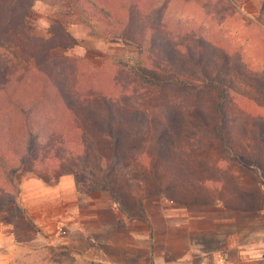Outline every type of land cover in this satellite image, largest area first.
<instances>
[{
	"label": "trees",
	"instance_id": "obj_1",
	"mask_svg": "<svg viewBox=\"0 0 264 264\" xmlns=\"http://www.w3.org/2000/svg\"><path fill=\"white\" fill-rule=\"evenodd\" d=\"M37 1L65 5L67 15L75 8L90 33L97 34L98 25L135 45L139 62L117 60L101 74L84 60L55 54L75 41L60 20L51 22L46 37L32 31L24 17ZM157 10L154 0H0V200L4 181L14 186L16 173L29 164H84L95 151L113 168L107 173L128 155L144 156V166L157 171L175 139L246 155L250 141L264 142L260 119L239 124L244 137L237 138L227 48L200 25L165 21ZM141 140L136 150L126 146Z\"/></svg>",
	"mask_w": 264,
	"mask_h": 264
},
{
	"label": "rangeland",
	"instance_id": "obj_2",
	"mask_svg": "<svg viewBox=\"0 0 264 264\" xmlns=\"http://www.w3.org/2000/svg\"><path fill=\"white\" fill-rule=\"evenodd\" d=\"M154 6L165 21L179 20L182 24L196 26L194 28L200 25L204 33L213 37L214 44L226 47L232 55L234 63L229 78L237 138L243 140L238 125L245 120L260 119L264 125V0H154ZM64 8L67 7L56 8L48 2L37 1L24 17L32 31L42 37L50 34L53 20L65 22L75 44L56 50L55 54L84 60L94 69L98 68L99 73L105 72L117 60L129 66L139 62L135 45L106 35L98 25H95L98 33H90L75 8L68 15ZM5 45L6 52L13 50L11 41H6ZM19 61L24 65L21 59ZM188 78L192 82L197 80L194 76ZM246 126L248 129L251 124L246 123ZM91 139L98 138L93 136ZM144 143L141 140L126 146L132 151ZM249 148L248 156L237 149L210 147L198 139H175L168 157L157 160V171L152 168L154 166L150 169L144 166V156L136 161L128 155L124 165L107 173L106 170L113 168L103 160L99 162L95 151L84 164L78 160L43 167L29 164L16 173L14 186L10 187L4 181L7 192L0 200V264H90L83 257L75 256V253L84 252L87 242L80 235L79 243H75L77 237L72 236V215L65 211L67 206H51L46 215L27 211L21 188L23 178L27 176L36 177L46 185H55L67 177L70 178L66 182L68 187L72 186L73 178L82 213L89 214L90 205L104 203L108 209H92L96 219H111L114 226L125 220L130 231L134 217L140 221L134 230L139 226L142 245L146 238L151 243L153 238L160 237L165 212L177 205H187L194 211L207 207L204 210L213 212L217 203L227 204L226 200L231 197L241 210L236 217L238 222L249 220L244 213L251 212L245 210L244 205L252 204L253 220L264 226V142L250 141ZM110 183L116 188L115 197L111 194ZM66 188L62 190L72 195V187ZM54 212L57 218L53 217ZM76 221L82 227L86 223L83 217ZM101 235L120 238L115 230L99 232L98 236ZM208 244L213 245L212 240ZM139 253L142 259L147 257L144 249ZM144 264H153L151 258Z\"/></svg>",
	"mask_w": 264,
	"mask_h": 264
},
{
	"label": "crops",
	"instance_id": "obj_3",
	"mask_svg": "<svg viewBox=\"0 0 264 264\" xmlns=\"http://www.w3.org/2000/svg\"><path fill=\"white\" fill-rule=\"evenodd\" d=\"M69 181L70 178L64 177L55 185H46L36 177H24L22 199L28 212L40 215H46L45 212L51 206H67L65 211L68 210L72 215V236L77 237L75 243H79L80 235L87 242L84 252L75 253V256L83 257L90 264H144L149 258L153 264H264V226L253 220L252 204L244 205V209H249L251 213H244V217L248 216L249 220L241 222L236 218L241 210L231 197L226 200L227 204L222 201L217 203L213 212L204 210L207 207L194 211L187 205L171 206L164 214L160 237L153 238L151 243L146 238L142 245L139 226L134 230L135 225L140 224L139 220L132 217L131 231L125 220L117 226L111 219L97 220L92 209H108L104 203L90 205V213H82L74 179L72 195L62 190L66 187L71 189L66 183ZM112 209L117 208L112 206ZM53 217L57 218L56 212ZM81 217L86 219L84 227L76 221ZM112 230L120 238L98 236L99 232L112 233ZM206 240H212L213 245H209ZM98 245L100 247H96ZM143 249L147 255L144 259L139 253Z\"/></svg>",
	"mask_w": 264,
	"mask_h": 264
}]
</instances>
